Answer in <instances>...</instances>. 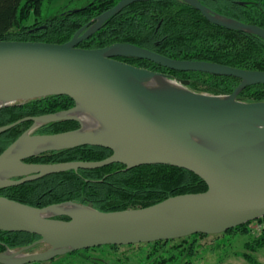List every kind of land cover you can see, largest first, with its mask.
Wrapping results in <instances>:
<instances>
[{"label":"water","instance_id":"1","mask_svg":"<svg viewBox=\"0 0 264 264\" xmlns=\"http://www.w3.org/2000/svg\"><path fill=\"white\" fill-rule=\"evenodd\" d=\"M135 1L143 0H118L63 43L0 40V108L50 95H66L74 101L69 109L0 126L2 133L25 120L32 121L0 153V188L53 173L120 163L124 170L144 164L184 168L199 176L207 189L170 196L146 207L115 211L70 201L35 207L0 195V230L39 236L20 249L0 252V263L30 264L102 245L220 234L264 216V100L237 98L245 87L264 84V71L170 58L128 42L102 48L78 46ZM183 1L214 24L264 39V29L256 24L224 17L199 0ZM116 57L145 59L177 71L233 76L240 82L226 95L189 90L185 87L187 80L179 81L184 89L156 88L145 83L156 76L170 75ZM77 105L88 109L108 131L82 134V122L65 114ZM59 120H76L80 127L50 134L31 133L42 124ZM20 143L23 148L16 151ZM43 143L55 146L36 150ZM83 145L106 147L112 153L101 160L25 162L40 153ZM68 203L76 208H63ZM36 243H44L48 249L24 254Z\"/></svg>","mask_w":264,"mask_h":264},{"label":"trees","instance_id":"2","mask_svg":"<svg viewBox=\"0 0 264 264\" xmlns=\"http://www.w3.org/2000/svg\"><path fill=\"white\" fill-rule=\"evenodd\" d=\"M53 0H0V40L63 43L82 26L112 7L118 0H89L76 9H64L53 16H44V4ZM214 12L264 29V0H199ZM115 42H128L170 58L204 60L249 70L264 71V39L254 33L228 29L207 20L202 13L183 0L135 1L105 21L90 37L82 40V48H102ZM132 65L163 72L177 81L187 80V87L209 94H230L240 80L233 76L198 71H177L145 59L116 57ZM238 97L242 101L264 100V84L245 87ZM74 101L66 95H50L0 108V126L25 116H37L66 110ZM24 121L0 134V153L29 127ZM76 120H59L42 124L34 132L57 133L79 128ZM112 150L83 145L52 150L27 159V162L53 163L70 160H101ZM205 182L193 172L164 164H144L124 170L112 163L95 169L68 170L16 186L0 188V195L35 207L75 202L101 211L140 208L167 197L203 192ZM68 219L66 217H59ZM264 223V216L257 219ZM245 223L229 229L248 233ZM207 234L130 245H102L71 251L66 256L108 247L148 245L150 249L140 261L147 264H192L196 239ZM39 236L27 232L0 230V252L31 244ZM178 240L167 248V244ZM249 248L264 245V228ZM256 245V246H254ZM248 246V245H247ZM65 256V255H64ZM252 262V258L245 254ZM94 259V260H93ZM145 260V261H144ZM78 261V260H76ZM88 264H107L99 257L87 256ZM78 261V262H79ZM143 264V263H142Z\"/></svg>","mask_w":264,"mask_h":264},{"label":"rangeland","instance_id":"3","mask_svg":"<svg viewBox=\"0 0 264 264\" xmlns=\"http://www.w3.org/2000/svg\"><path fill=\"white\" fill-rule=\"evenodd\" d=\"M88 1L89 0H53L45 2L44 16H53L64 9H76L82 7ZM185 87L191 90L187 87V85ZM237 98L241 100L238 96ZM255 224L256 222H251L247 225L248 233L246 234L241 233L240 230H232L230 232H223L220 234L207 235L197 238L195 242L197 247L195 249L192 264H264V245H260L257 248L255 247L254 250L249 248L250 245L254 244L253 240L259 236L258 232H252L250 229L253 228ZM176 243H178V240L167 244V248H171L172 244ZM22 247L10 249L17 250ZM46 249H48V245L44 243H36L32 247L25 250L24 254H36ZM149 249L150 246L145 244L121 246L112 250L108 247H103L85 251L82 254H75L74 256H66L69 252H65L55 255L50 259L30 264H88L85 261H79L85 259L87 256L91 258L99 257L107 264H140L138 261L145 257V254ZM245 254L252 258V262L245 257ZM146 262L142 261L141 264H147ZM166 264L179 263L178 261H171Z\"/></svg>","mask_w":264,"mask_h":264},{"label":"bare ground","instance_id":"4","mask_svg":"<svg viewBox=\"0 0 264 264\" xmlns=\"http://www.w3.org/2000/svg\"><path fill=\"white\" fill-rule=\"evenodd\" d=\"M146 85L156 87V88H162V89H184V87L180 84L179 81L172 79V78H165L161 76H156L154 79H151V81L146 82ZM0 104H3L2 101H0ZM66 115L74 116L78 118L82 122V129L80 132L82 134H102L106 133L108 131L107 127H105L101 121L93 115L88 109L81 105H77L72 110L65 113ZM53 145L52 143H43L36 147V150H42L45 148H50ZM57 146V145H56ZM58 146H61L60 144ZM23 148V143H20L16 151H20ZM65 209H73L76 208L73 204H65L63 206Z\"/></svg>","mask_w":264,"mask_h":264},{"label":"flooded vegetation","instance_id":"5","mask_svg":"<svg viewBox=\"0 0 264 264\" xmlns=\"http://www.w3.org/2000/svg\"><path fill=\"white\" fill-rule=\"evenodd\" d=\"M24 103H25V102H24ZM18 104H20V103H18ZM22 104H23V103H22ZM58 112H59V111H58ZM43 115H44V114H43ZM37 116H39V115H37ZM25 117H33V116H25ZM25 117H22V118H25ZM22 118H20V119H22ZM18 120H19V119H18ZM15 121H16V120H15ZM25 121H31V120H25ZM13 122H14V121H13ZM23 122H24V121H23ZM11 123H12V122H11ZM21 123H22V122H21ZM49 123H50V122H49ZM8 124H9V123H8ZM19 124H20V123H19ZM31 124H32V121H31ZM31 124L29 125V127L31 126ZM5 125H6V124H5ZM17 125H18V124H17ZM1 126H3V125H1ZM29 127H28V128H29ZM38 127H39V126H38ZM28 128H26L24 131H26ZM10 129H11V128H10ZM35 129H36V128H35ZM35 129H33V130L31 131V133H33V134H40V133H35V132H34ZM8 130H9V129H8ZM6 131H7V130H6ZM24 131H23V132H24ZM4 132H5V131H4ZM23 132H22V133H23ZM2 133H3V132H2ZM2 133H0V134H2ZM20 135H21V134H20ZM20 135H19V136H20ZM19 136H18V137H19ZM18 137H17V138H18ZM12 142H13V141H12ZM12 142H11V143H12ZM11 143H10V144H11ZM10 144H9V145H10ZM9 145H8V146H9ZM8 146H7V147H8ZM7 147H6V148H7ZM6 148H5V149H6ZM5 149H4V150H5ZM4 150H3V151H4ZM31 157H32V156H31ZM31 157H30V158H31ZM27 159H29V158H27ZM27 159H25V162H27V161H26ZM30 163H37V162H30Z\"/></svg>","mask_w":264,"mask_h":264},{"label":"built area","instance_id":"6","mask_svg":"<svg viewBox=\"0 0 264 264\" xmlns=\"http://www.w3.org/2000/svg\"><path fill=\"white\" fill-rule=\"evenodd\" d=\"M252 222H256V224L253 226V228H250L251 229V231L253 232H258V233H260L261 232V230L264 228V223L263 222H259V221H257V220H255V221H252ZM251 223V222H250ZM249 223V224H250Z\"/></svg>","mask_w":264,"mask_h":264}]
</instances>
